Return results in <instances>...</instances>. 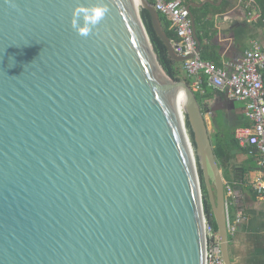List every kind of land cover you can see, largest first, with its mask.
<instances>
[{
  "label": "water",
  "instance_id": "1",
  "mask_svg": "<svg viewBox=\"0 0 264 264\" xmlns=\"http://www.w3.org/2000/svg\"><path fill=\"white\" fill-rule=\"evenodd\" d=\"M77 2L0 0V264H205L198 163L230 264L206 114L160 65L141 9L189 58L150 0H83L110 8L86 37Z\"/></svg>",
  "mask_w": 264,
  "mask_h": 264
},
{
  "label": "built area",
  "instance_id": "2",
  "mask_svg": "<svg viewBox=\"0 0 264 264\" xmlns=\"http://www.w3.org/2000/svg\"><path fill=\"white\" fill-rule=\"evenodd\" d=\"M153 3L155 9L168 19L171 30L177 35V40L172 41L175 52L189 58L183 65L193 90H201L202 77L206 75L210 86L228 99L246 104L244 113L248 126L238 128L235 137L242 148L248 147L252 154L255 152L259 155L260 171L253 189L258 197L264 199V46L254 40L241 59L217 67L213 62L203 60L198 53L191 12L184 0H153ZM250 18L256 22L261 18V13L254 9ZM225 189L228 197L234 194L231 184L226 183ZM214 229L206 218L205 264H225L222 241ZM233 230L231 226L228 229Z\"/></svg>",
  "mask_w": 264,
  "mask_h": 264
},
{
  "label": "crops",
  "instance_id": "3",
  "mask_svg": "<svg viewBox=\"0 0 264 264\" xmlns=\"http://www.w3.org/2000/svg\"><path fill=\"white\" fill-rule=\"evenodd\" d=\"M207 1H213L215 4L220 2V0H184L187 6L202 5ZM207 5L214 8L201 13L207 14L206 20L214 24V31L209 30L210 35L205 45L209 48L208 52L220 58L222 67L241 59L251 48L252 41L256 40L264 46V26L257 24L260 19L254 22L250 18V13L254 9L259 11L253 1L246 3V0H223L221 5L206 3L201 8L191 9H204ZM193 16L196 22V16ZM222 95L226 96L223 93ZM230 101L234 102V106L236 103L242 104L239 111L245 119L246 104L237 100ZM251 156H254L252 160L254 170L246 176L239 174L238 179L232 184L229 183L233 186L234 194L229 197L226 194L229 202L228 229L230 226L234 229L232 232L227 229L230 264H264V199L258 197L253 189L260 171L259 155ZM243 157L237 159L240 165L246 162Z\"/></svg>",
  "mask_w": 264,
  "mask_h": 264
},
{
  "label": "trees",
  "instance_id": "4",
  "mask_svg": "<svg viewBox=\"0 0 264 264\" xmlns=\"http://www.w3.org/2000/svg\"><path fill=\"white\" fill-rule=\"evenodd\" d=\"M257 6L258 10L261 13V18L257 22L258 25L264 26V0H251ZM152 4L153 0H150ZM246 3H250V0H246ZM253 5V4H252ZM209 8H214L211 5H207L204 9H191L192 15L196 16V28L199 40L202 44L201 50V58L205 61L213 62L217 67H222V62L218 56H215L211 52H208L209 48L205 45L206 40L209 38V30L214 31V24L210 23L206 20L207 14L201 13L204 10H208ZM201 13V16L198 15ZM141 17L146 26L148 34L150 36L151 42L153 44L154 50L157 54L158 61L166 74L176 82H185L190 85V80L186 76L184 72V65L183 63H178L174 61L169 53L165 43L159 38L157 33L154 30L152 25V20L150 13L144 9H141ZM160 18L163 24L164 31L168 35L171 41L177 40L176 33L171 30L170 22L168 19L160 14ZM196 97L203 108L204 114H207L205 111L208 108L209 104L219 95H222L218 89L209 85V79L206 75L202 77L201 82V90L195 92ZM207 110V109H206ZM213 123L215 126V133L210 134L212 144L214 147V153L217 159V162L220 168L223 171V176L225 181L228 183H233L236 179H238L239 174L242 176H246L248 173L254 170L250 162H244L240 166L234 164V161L239 159L240 156L246 155L251 158V161L254 159L255 152L252 154L250 148H242L239 144V141L235 137V132L240 127L248 126V122L241 118L235 126H229L228 123L224 120L223 117H220L216 120L213 119ZM186 125L192 140V143L195 148L194 136L191 131L188 119L186 118ZM198 160V159H197ZM198 171L201 180V187L203 193V207L204 213L208 222L213 225L215 228L214 230L217 231V225L214 220L212 207L208 195V191L204 182L203 173L201 171L200 165L198 163Z\"/></svg>",
  "mask_w": 264,
  "mask_h": 264
},
{
  "label": "clouds",
  "instance_id": "5",
  "mask_svg": "<svg viewBox=\"0 0 264 264\" xmlns=\"http://www.w3.org/2000/svg\"><path fill=\"white\" fill-rule=\"evenodd\" d=\"M109 11L106 3L86 4L83 0H78L72 10L71 27L78 35L86 37L97 30V25Z\"/></svg>",
  "mask_w": 264,
  "mask_h": 264
},
{
  "label": "flooded vegetation",
  "instance_id": "6",
  "mask_svg": "<svg viewBox=\"0 0 264 264\" xmlns=\"http://www.w3.org/2000/svg\"><path fill=\"white\" fill-rule=\"evenodd\" d=\"M216 98L209 104L207 110L205 109L206 115H210L212 120L223 117L229 126H235L242 118L241 111L235 108L227 96L219 95Z\"/></svg>",
  "mask_w": 264,
  "mask_h": 264
},
{
  "label": "rangeland",
  "instance_id": "7",
  "mask_svg": "<svg viewBox=\"0 0 264 264\" xmlns=\"http://www.w3.org/2000/svg\"><path fill=\"white\" fill-rule=\"evenodd\" d=\"M241 107H242V104L241 103H236V106H235L236 109L240 110ZM206 119H207L208 128L210 130V134H214L215 133V126H214V123H213L212 118L210 117V115H207L206 116ZM243 156H244L243 158L247 162H250V164L252 165L251 158L249 156H246V155H243ZM234 164H236L237 166H240V162L238 160H235L234 161Z\"/></svg>",
  "mask_w": 264,
  "mask_h": 264
},
{
  "label": "bare ground",
  "instance_id": "8",
  "mask_svg": "<svg viewBox=\"0 0 264 264\" xmlns=\"http://www.w3.org/2000/svg\"><path fill=\"white\" fill-rule=\"evenodd\" d=\"M188 140H189L190 151H191V153H192L194 159L197 161L196 156H195V148H194V145H193V143H192V140H191V137H190L189 134H188Z\"/></svg>",
  "mask_w": 264,
  "mask_h": 264
}]
</instances>
